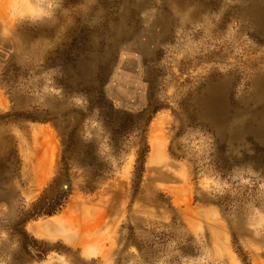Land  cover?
<instances>
[{
    "label": "rangeland",
    "instance_id": "obj_1",
    "mask_svg": "<svg viewBox=\"0 0 264 264\" xmlns=\"http://www.w3.org/2000/svg\"><path fill=\"white\" fill-rule=\"evenodd\" d=\"M0 264H264V0H0Z\"/></svg>",
    "mask_w": 264,
    "mask_h": 264
},
{
    "label": "trees",
    "instance_id": "obj_2",
    "mask_svg": "<svg viewBox=\"0 0 264 264\" xmlns=\"http://www.w3.org/2000/svg\"><path fill=\"white\" fill-rule=\"evenodd\" d=\"M54 212V211H53ZM53 212H51V213H53Z\"/></svg>",
    "mask_w": 264,
    "mask_h": 264
}]
</instances>
